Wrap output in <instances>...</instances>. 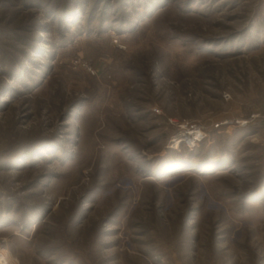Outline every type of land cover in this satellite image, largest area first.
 I'll return each instance as SVG.
<instances>
[{"label": "rangeland", "instance_id": "374dc122", "mask_svg": "<svg viewBox=\"0 0 264 264\" xmlns=\"http://www.w3.org/2000/svg\"><path fill=\"white\" fill-rule=\"evenodd\" d=\"M0 249L264 264V0H0Z\"/></svg>", "mask_w": 264, "mask_h": 264}, {"label": "built area", "instance_id": "2783aa9c", "mask_svg": "<svg viewBox=\"0 0 264 264\" xmlns=\"http://www.w3.org/2000/svg\"><path fill=\"white\" fill-rule=\"evenodd\" d=\"M1 250V249H0ZM3 250V249H2ZM7 253H4V252H0V264H3L2 263V260L5 258V257H7V255H6Z\"/></svg>", "mask_w": 264, "mask_h": 264}, {"label": "bare ground", "instance_id": "6f19581e", "mask_svg": "<svg viewBox=\"0 0 264 264\" xmlns=\"http://www.w3.org/2000/svg\"><path fill=\"white\" fill-rule=\"evenodd\" d=\"M195 134H196V135H199V134H201V131H200V132L198 131L197 133H196V132H195V133H191V132H190V133H189V136H190L189 139L192 138V137H191L192 135H193V136H196ZM187 137H188V136H187ZM194 139H195V138H194ZM188 141H189V140H188ZM1 251H2V250H0V252H1ZM2 252H3V251H2Z\"/></svg>", "mask_w": 264, "mask_h": 264}]
</instances>
